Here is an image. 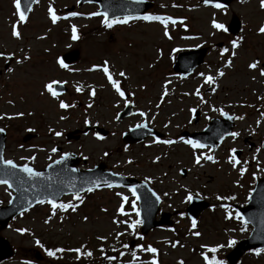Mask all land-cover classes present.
Returning a JSON list of instances; mask_svg holds the SVG:
<instances>
[{
  "label": "rangeland",
  "instance_id": "374dc122",
  "mask_svg": "<svg viewBox=\"0 0 264 264\" xmlns=\"http://www.w3.org/2000/svg\"><path fill=\"white\" fill-rule=\"evenodd\" d=\"M78 1L38 0L21 22L13 0H0V49L14 55L8 68L12 71L4 69L6 58L0 57V114L4 115L3 125L9 128L5 158L36 169L45 168L68 152L86 159L79 165L83 169L106 162L115 172L149 182L162 197L161 210H178L175 224L142 237L141 223L134 230L121 223L140 220L132 210L133 201L138 212L139 207L129 188H98L79 195L81 200L74 199L77 195H67L61 203L75 204V211L56 209L53 215L51 205L45 202L0 230L16 249L14 257L2 264H150L153 256L158 264H206L204 256L211 259L213 255L222 261L218 255L248 237L252 229L237 218L239 212L234 205L246 204L256 180L264 175V76L260 74L264 69V33L259 32L264 9L260 0H236L220 8L201 0H152L156 2L149 10L153 16L171 18L168 36L164 35L165 25L156 20L139 19L104 27L103 15H90L99 12V5H78ZM71 6L75 9L67 11ZM49 7L59 17L55 23ZM70 12L78 15L69 16ZM233 13L243 21L237 37L213 26L215 22L226 29ZM13 24L19 38L11 34ZM73 26L76 39L72 38ZM233 40L238 42L235 48ZM75 47L81 49L80 60L61 67L60 55ZM200 47H209L204 62L189 76L181 77L174 71L178 54ZM24 56L29 58L25 60ZM105 61L128 97H120L102 67H94ZM253 62L257 67L249 68ZM120 72L125 76L121 77ZM207 76L214 77L212 84L207 83ZM51 81L63 82L68 92L53 97L43 87ZM60 100L70 107L60 108ZM128 100L134 102L136 112L118 120L117 114ZM192 109L200 112L197 121ZM221 110L236 115V137H226L215 148L193 149L184 143L188 138L181 136L183 130H204L211 118L222 117ZM143 121L164 132L165 137L126 144L122 133ZM87 124L105 127L110 133L107 137L93 131L80 134L78 139L66 137L70 131L84 130ZM27 133L37 135L25 141ZM166 140L173 143H163ZM251 141L254 147L250 149ZM236 148L243 151L241 158L232 151ZM197 155L201 156L200 164L194 163ZM208 155L213 160L203 159ZM232 156L240 161L235 168L229 159ZM241 167L245 168L243 175ZM182 168L187 170L184 177ZM12 194L7 185L0 184V206L6 205ZM189 195L210 202L195 220V227L186 212ZM122 203L124 214L118 210ZM36 240L44 247H39ZM230 240L235 243L229 245ZM113 244L116 249L109 256L115 259L102 260L100 253L106 254L105 247ZM138 245L151 246L157 252L143 251ZM86 247L95 251V261L85 263L80 256L77 259V253L68 251ZM214 247L216 252H210ZM47 248L65 251L49 257ZM38 253L43 257L36 258ZM239 264H264V252H249Z\"/></svg>",
  "mask_w": 264,
  "mask_h": 264
},
{
  "label": "water",
  "instance_id": "95a60500",
  "mask_svg": "<svg viewBox=\"0 0 264 264\" xmlns=\"http://www.w3.org/2000/svg\"><path fill=\"white\" fill-rule=\"evenodd\" d=\"M87 1L99 2L101 5V12H106L108 18L144 13L152 5L145 0H81L80 3L82 4ZM212 1L229 4L233 0H211V2ZM113 2L119 4V7L115 8V10L112 9L110 5ZM29 4L31 9L34 4L31 0H21V9L25 12L26 16L30 11ZM241 26L242 23L239 17L234 15L228 27V31L238 34ZM206 51L207 48H200L180 53L174 66L175 70L181 72L182 76L188 75L196 66L203 62ZM2 54L3 53L0 51V55ZM79 57L80 50L74 49L63 54L62 59L66 63H71L77 61ZM7 66L8 63L6 67ZM55 90L65 92L67 88L63 84H57ZM131 107L132 104H129L126 111L122 112L119 118L122 119L129 114L131 112ZM198 114L199 112L197 111L195 113L196 119ZM233 126L234 117L227 115L224 116V119H212L203 131L192 134L185 132L184 135L188 134L202 144L215 147L226 135L231 133ZM94 128L100 135L105 136L108 133L107 130L103 128L97 126ZM145 128H148L146 123L125 133V140L134 142L150 134L161 136V134L152 128H149L147 131H141ZM88 130L89 128L86 132ZM72 135L73 133H69L68 137H72ZM30 138H32V135L28 134L25 140ZM5 144L6 132L3 130L0 131V156H2L3 159ZM79 162L80 158L73 154H68L60 163H52L47 169L38 171L42 173L39 177H29L20 170L19 165L15 162L13 163L18 166L17 168H10L0 163V179H7L9 184H11V188L15 191L10 204L5 207H0V229L6 228L12 217L29 209L41 200L53 199L58 202L66 193H81L89 187L93 188V183L97 181L99 182L97 186L118 184L130 185L136 189L139 195L143 219L142 232L144 234L148 233L154 227L163 224H173L170 220L171 214L168 212H162L161 219L157 220V213L160 210V198L157 200L159 196L147 183L135 178H127L124 175L115 174L112 171H106L104 170L106 167L104 163H101L94 169L80 170L77 167ZM183 174L186 175L185 170H183ZM105 182H107V184ZM153 193H155V195H153ZM207 206V202L194 198L192 204L188 207V213L192 218H196ZM239 210L245 220L253 225L254 229L247 239L240 241L237 246L227 254V258L232 264H235L248 249L264 247V178L257 182L248 205L239 207ZM14 253V248L11 246L9 240L0 236V262L12 257Z\"/></svg>",
  "mask_w": 264,
  "mask_h": 264
},
{
  "label": "snow or ice",
  "instance_id": "6c2138e0",
  "mask_svg": "<svg viewBox=\"0 0 264 264\" xmlns=\"http://www.w3.org/2000/svg\"><path fill=\"white\" fill-rule=\"evenodd\" d=\"M13 2H14V4H15V10H16V13H17V15L19 16L20 21L23 22V21L26 19V15H25V12L21 9V0H13ZM31 2H32V3H35V0H31ZM210 2H211V0H204V3H205V4H208V3H210ZM215 7L220 8V7H222V5L219 4V3H216V4H215ZM260 7H261L262 9H264V0H260ZM29 10H30V4H29ZM48 12H49V15H50V17H51L52 22L55 23V22L59 19V17L55 14L54 10H53L51 7H49ZM68 15H69V16H76V15H78V13H76V12H70V13H68ZM90 15H93V16H95V15H103L104 19H103L102 23H103L106 27H108V28H111L114 24H117V23H123V24H126L129 20L133 19V17H131V16H126V17H124L123 19H119V18H112V19H109V18H108V14H107L106 12H105V13L94 12V13H90ZM140 18H141V19H144V20H156V21H160V23H162L163 25H165L164 35H165V36H168L167 24H168L169 20H171L170 17H161V16L145 15V16L140 17ZM173 23H174V21H173ZM213 26H214L215 28H217V29H224V30H226V29H225V26H224L223 24H218V23L213 22ZM72 32H73V36H72V38H73V39H76L77 36H76V29H75V26H73ZM259 32H260V33H264V24H262V25L260 26V28H259ZM11 34H12V36L17 37V38H19V36H20V33L17 31V26H16L15 24H13V26H12V33H11ZM231 43H232V47H233V48L237 47V43H238V42H237L236 40H233ZM226 51H228V49H223V50H222V52H226ZM28 58H29V57H27V56H24V57H23V59H25V60H27ZM20 62H21L20 60H17V63H20ZM58 62L60 63V66H61V67H66V65L63 63V61H58ZM94 67H102V71H103L104 75L106 76V78H107L108 82L110 83V85L114 88L115 92H116L120 97H124L125 92L122 91V90H121V87L119 86V85H120V81H118V80H116V79L113 78L112 74H111L110 71H109L107 61H105L104 64H103L102 66H94ZM248 67H249V68H252V69L256 68V67H257V62H253V63L249 64ZM8 70H9V71H12V69H8ZM260 74H261L262 76H264V69L261 70ZM119 75H120L121 77H124V76H125V73H124V72H120ZM218 75H223V73H222V72H219ZM205 79H206L207 83H209V84H212V83L214 82V77H212V76H207ZM56 83H58V82H57V81H51L50 83H47V84H45V85L43 86V87L46 89V91H47L48 93H50L53 97H55V96L57 95V93L54 91V88H53V85H55ZM76 90H77V91H81L80 88H77ZM91 94H92V95H95V92L92 91ZM197 95H199L198 92H197ZM125 103H128V101H125ZM90 106H91V105H89V107H90ZM59 107L62 108V109H67L68 107H70V105L67 104V103H65L63 100H60V101H59ZM191 111L194 112L195 109H192ZM16 115H17V116H20V115H23V113H16ZM140 115L143 116V115H145V113L141 112ZM221 115L227 116L228 114L225 113V112H223V111L221 110ZM229 118H231V117H229ZM62 119H63V117H62ZM85 123H87V121H85ZM0 131H3V129H0ZM56 135L59 136L60 133L57 132ZM230 135L233 136V137H236V136L238 135V133L233 132V133H230ZM181 139H183V138L181 137ZM163 143L171 144V143H173V141H172V140H166V141H163ZM184 143L190 145L193 149H196V148H203V147H205V145H203V144H201L199 141H196V140H193V139L185 140ZM52 151L55 152L56 149L53 148ZM232 151L235 152V149H233ZM67 155H68L67 153L61 155L60 159L57 160V161H54V163H57V164L60 163V161L64 160V159L66 158ZM157 159H158V158H157ZM203 159H206V160L211 161V160H213V157L210 156V155H208V156H204ZM229 159H230V162H232V166H233L234 168L237 166V164L240 163L239 160H236L235 156H232V157H230ZM200 161H201V156H200V155L195 156V158H194V163H196V164H200ZM128 162L130 163L131 161H128ZM0 163H2V164H4V165H7V166H9L10 168H17V167H18L17 165H15V164L13 163L12 160H4V159L2 158V156H0ZM245 163H247V161H245ZM19 167H20V170H21L22 172L26 173L29 177H39V176L42 175V173H40V172H38V171H35L33 168L29 167L27 164H24V165L19 166ZM239 172H240L241 175H243V173L245 172V168L241 167V168L239 169ZM105 183L107 184V182H105ZM0 184H5V185H8V187H11V184H9V181H8L7 179H0ZM98 184H99L98 181H97V182H94V183H93V186L95 187V186H97ZM107 186H108V187H111L112 185H111V184H107ZM92 190H93L92 187H89V188L87 189V191H89V192H91ZM131 191H132V195L135 196V195H136L135 188L131 189ZM118 195H119V194H118ZM153 195H155V193H153ZM165 195H166V194H165ZM74 199H76V200H81L82 198H81L79 195H77V196L74 197ZM127 199H128L127 197H123V198H122L123 201H127ZM158 199H159V197H157V200H158ZM186 199L191 200V199H192V196L189 195V196L186 197ZM217 199H233V197H217ZM44 202H45V201H43V200L40 201V203H44ZM47 203L51 205V208L53 209V215H55V211H54V210H56V209H61V210L71 209L72 211H75V210H76V205L73 204V203H71V202H69V203H57V202H56L55 200H53V199H48V200H47ZM222 207H226V206L222 205ZM118 210H119L122 214H124V212H123V203L121 204L120 209H118ZM132 210L135 211L136 214H137V217H139V212H138L137 209H136L135 201L132 202ZM229 215H230V214H229ZM236 216H237V218H239V219H241V220L243 219V218L240 216V213H236ZM226 218H227V217H226ZM49 219H51V217H49ZM84 219L87 220V217H84ZM47 222H48V221L46 220L45 223H47ZM141 222H142V221H140L139 219L133 220V221H131L130 223L127 222V221H121V223H127V227H128L129 229H133V230L135 229L136 225L140 224ZM245 223H246V222H245ZM192 225H193V227L196 226V222H195V220L192 221ZM243 230H244V229L241 228V231H243ZM18 231L21 232V233H23V232L25 231V229H18ZM194 234H195V235H199V233H194ZM116 235H117V236H120L121 233H116ZM97 239L103 240V239H106V238H105V237H98ZM35 243H36L39 247H41V248L44 247V246L40 243L39 240H36ZM233 243H235V241H232V240L229 241V245H231V244H233ZM173 246H175V245H173ZM81 247H83V246H81ZM124 247L127 248L128 246H127V245H124ZM137 247H138V248H141V250L146 251V252H149V253H153V254H155V253L157 252V249H156V248H153V247H151V246H148L147 248H142V246L138 245ZM217 247H220V246H217ZM216 250H217L216 247H214V248H210V249H209V251L212 252V253H215ZM45 251H46V254H47L49 257H54V256L56 255V253H58V252H63V251H65V249H62V248H56V249H45ZM68 251H74L75 253H77V254H78V255H77V259H79V254H83V255H86V256H91V252H84V253H81V248L68 249ZM255 251H256L257 254H259L260 252H264V249H256ZM101 252H102V249H101ZM102 254H103V252H102ZM120 255L123 256L124 253L121 252ZM135 256H136V253L133 252V257H135ZM105 259L111 261V260H114L115 257H112V256H106ZM204 259H205L206 264H223L222 261L217 260V258H216L215 255H213V256L211 257V259H209L208 256H204ZM25 264H31V262H30V261H29V262H25ZM150 264H158V262H157L155 256H153V258H152Z\"/></svg>",
  "mask_w": 264,
  "mask_h": 264
},
{
  "label": "trees",
  "instance_id": "16d2710c",
  "mask_svg": "<svg viewBox=\"0 0 264 264\" xmlns=\"http://www.w3.org/2000/svg\"><path fill=\"white\" fill-rule=\"evenodd\" d=\"M84 252H88V251H84ZM84 252H82V253H84ZM89 252H91V251H89ZM92 253V252H91ZM82 257L84 258V259H90L91 258V256H86V255H83L82 254Z\"/></svg>",
  "mask_w": 264,
  "mask_h": 264
},
{
  "label": "flooded vegetation",
  "instance_id": "af4514ba",
  "mask_svg": "<svg viewBox=\"0 0 264 264\" xmlns=\"http://www.w3.org/2000/svg\"><path fill=\"white\" fill-rule=\"evenodd\" d=\"M0 127H3V123H2L1 115H0Z\"/></svg>",
  "mask_w": 264,
  "mask_h": 264
}]
</instances>
